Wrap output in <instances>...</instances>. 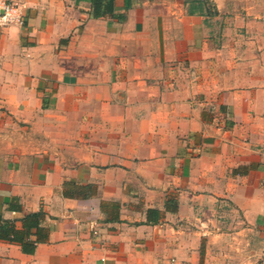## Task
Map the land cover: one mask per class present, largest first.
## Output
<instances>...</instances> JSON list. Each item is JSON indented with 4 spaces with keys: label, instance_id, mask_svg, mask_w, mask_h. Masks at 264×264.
I'll use <instances>...</instances> for the list:
<instances>
[{
    "label": "crops",
    "instance_id": "0c3cea01",
    "mask_svg": "<svg viewBox=\"0 0 264 264\" xmlns=\"http://www.w3.org/2000/svg\"><path fill=\"white\" fill-rule=\"evenodd\" d=\"M17 1L0 264H264V0Z\"/></svg>",
    "mask_w": 264,
    "mask_h": 264
},
{
    "label": "trees",
    "instance_id": "16d2710c",
    "mask_svg": "<svg viewBox=\"0 0 264 264\" xmlns=\"http://www.w3.org/2000/svg\"><path fill=\"white\" fill-rule=\"evenodd\" d=\"M91 2V16L95 18H100L103 16L111 15L115 16L117 15L120 19H124V14H117L115 9V0H90ZM133 5L132 0H127L126 2V8H130ZM151 214H157L159 213L158 209H150ZM41 214L39 212H34L28 215V220L32 219V224L35 223V225L39 224ZM28 224V222H27Z\"/></svg>",
    "mask_w": 264,
    "mask_h": 264
},
{
    "label": "built area",
    "instance_id": "2783aa9c",
    "mask_svg": "<svg viewBox=\"0 0 264 264\" xmlns=\"http://www.w3.org/2000/svg\"><path fill=\"white\" fill-rule=\"evenodd\" d=\"M24 5L17 0H0V28L12 24L23 25Z\"/></svg>",
    "mask_w": 264,
    "mask_h": 264
},
{
    "label": "rangeland",
    "instance_id": "374dc122",
    "mask_svg": "<svg viewBox=\"0 0 264 264\" xmlns=\"http://www.w3.org/2000/svg\"><path fill=\"white\" fill-rule=\"evenodd\" d=\"M240 217H236V219H239Z\"/></svg>",
    "mask_w": 264,
    "mask_h": 264
}]
</instances>
